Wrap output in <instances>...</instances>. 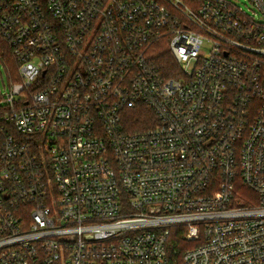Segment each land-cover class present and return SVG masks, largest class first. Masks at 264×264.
Returning <instances> with one entry per match:
<instances>
[{
	"label": "built area",
	"instance_id": "built-area-1",
	"mask_svg": "<svg viewBox=\"0 0 264 264\" xmlns=\"http://www.w3.org/2000/svg\"><path fill=\"white\" fill-rule=\"evenodd\" d=\"M248 1L0 0L19 78L1 94L0 264H264Z\"/></svg>",
	"mask_w": 264,
	"mask_h": 264
},
{
	"label": "rangeland",
	"instance_id": "rangeland-1",
	"mask_svg": "<svg viewBox=\"0 0 264 264\" xmlns=\"http://www.w3.org/2000/svg\"><path fill=\"white\" fill-rule=\"evenodd\" d=\"M233 1L236 3V5L238 7H240L247 14H249V15L252 14V12L254 10L253 9V5L248 0H233ZM153 53L157 54V60L159 62L165 61L164 58H165L166 55H167V57L169 59L174 61L172 59L173 56L170 55L171 52L169 51V47H168V44L166 42L159 43L155 47ZM175 65H177L176 62H175ZM4 84L9 85L10 84V80H9L8 75H7L5 66L2 63H0V106L3 104L1 102V94L5 93ZM239 193H241V195H243V196L245 195V199H244L245 201L250 200L252 198V196H254V193L251 190H249L247 188H244L242 186H239ZM246 194L247 195L249 194V195L246 197Z\"/></svg>",
	"mask_w": 264,
	"mask_h": 264
},
{
	"label": "trees",
	"instance_id": "trees-1",
	"mask_svg": "<svg viewBox=\"0 0 264 264\" xmlns=\"http://www.w3.org/2000/svg\"><path fill=\"white\" fill-rule=\"evenodd\" d=\"M170 55L172 54L170 53ZM172 59L174 61L169 59L166 55L164 58L165 61L159 62V64L163 65L164 63L165 64L169 63V65L171 64L175 66V59L173 57ZM0 63H2L5 66L10 83L19 81L18 74L16 72V61L13 56V53L11 49L8 47L7 43L1 37H0ZM149 115L151 116V112H149V110L148 111L146 110V112H144V110L140 112H135L133 115L132 123L137 126L138 124H144L146 116L150 117ZM144 126L146 127V125Z\"/></svg>",
	"mask_w": 264,
	"mask_h": 264
}]
</instances>
